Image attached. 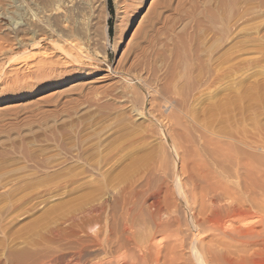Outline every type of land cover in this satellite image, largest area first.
<instances>
[{
  "label": "rangeland",
  "instance_id": "374dc122",
  "mask_svg": "<svg viewBox=\"0 0 264 264\" xmlns=\"http://www.w3.org/2000/svg\"><path fill=\"white\" fill-rule=\"evenodd\" d=\"M161 1L111 0V16L107 0H0V264H74L79 254L80 259L86 253L84 258L93 261L119 259L125 252L138 256L134 246L126 244L121 249V243L116 245L121 242L120 217L128 206L135 209L133 214L144 215V222H138V235L149 237L140 240L142 245L146 241L167 245L165 234L179 226L182 234L176 239L182 237L185 242L184 258L187 264H197L190 252L192 241L209 233L196 236L190 229L186 232L189 204L185 199H190L192 188L186 179H209V168L221 174L232 168L212 161V143L234 144L230 152H236L253 168L257 166L252 174L258 179L261 173L264 179V35H250L249 54L240 51L243 44L239 47L236 43L239 35L235 42L226 43L235 46L230 51L235 60L248 58L251 64L240 65L234 81L218 85L224 109L211 112L216 117L195 114L210 105L208 99L201 103L204 107L199 101L201 93L203 97L214 90L207 82L211 73L197 81L189 80L196 72L188 79L181 78V47L187 45L182 39H195V35L186 25L188 20L184 26L188 35L184 28V32L177 31L175 42L165 34L163 21L171 13L162 8L159 13ZM108 19L111 35L106 31ZM242 41L240 36L238 43ZM215 56H210L213 69L218 61ZM218 68L223 75L228 71L223 66ZM178 76L189 80L187 86ZM239 83L244 88L261 87L263 92L256 87L252 90L260 92L256 103L235 102ZM236 104L246 107L243 110L248 105L253 112L243 111ZM198 114L204 117L200 115L199 120ZM232 177L224 179H237ZM155 199L162 211L154 222L161 224V232L150 241L154 222L148 206ZM99 206L106 208L100 220H107L100 222L104 224L99 237L108 236L112 230L109 240L117 241L112 246L104 237L111 246L104 250L107 254L111 251L112 257L99 256L89 246L85 253L86 248L73 240L58 238V230L65 227L69 216Z\"/></svg>",
  "mask_w": 264,
  "mask_h": 264
},
{
  "label": "bare ground",
  "instance_id": "6f19581e",
  "mask_svg": "<svg viewBox=\"0 0 264 264\" xmlns=\"http://www.w3.org/2000/svg\"><path fill=\"white\" fill-rule=\"evenodd\" d=\"M161 8L163 9V11L171 13L170 16H168V17L166 16L164 18L163 24H164V30H165L164 33L165 34L167 33L170 37H172V39H174V41L178 39V38L177 39L174 38L176 36L175 35L176 32L179 30H182L184 28L185 21L188 20L192 23V24H190V22H188V23L186 22V25L189 24V27H190L189 30H191L190 32L195 35L194 36L195 39H192L191 36L190 37L186 36L185 38H183L184 40L181 38L182 43L183 44L186 43L187 45L185 44L186 46L184 45L185 46V47L183 46L184 48L181 47V51L183 53V58L181 57L182 58L181 60H183L182 61L183 63H180V64H182V66H183V68H182L183 69V75H181L182 73H180V72H182V70L179 71L178 73H180V75L182 77L178 76V78L184 77L185 79L186 78L188 79L189 75H193L196 72L197 74L195 73L196 75L193 76L194 78L189 79V80L190 81H192V80L197 81L199 77H202V75H204L206 73H208V74L211 73V75H209L207 77V78H210V80H208L207 82H211V84L209 83V85H212L214 87V90L206 93L205 95H203V97H202V93L200 94V92H199V94L201 96V100H202V101H199V103L200 104L204 103L203 100L208 99L209 101H211L209 103L210 105L207 104L209 106L208 107L206 105L205 108L208 107L207 109H205V108L202 110L200 109V111H194V113L195 114L196 113H202V114H205V116H206V114H208V115L211 114L214 118L215 115L212 114L213 111H214V114H216V111L218 112L219 109L223 108L222 105H220L223 101L220 103L221 91L219 90L220 87L218 85L221 86V83H225V82L228 83V82L234 81V72L238 69V67L240 65L241 66L244 65L246 67L249 64H251L249 61L250 59H248V58H245L241 62H239L238 60H235L232 57V56H234L232 54L233 52L232 53L230 52L232 49L231 46L232 47H235V46H233V43H232V45L229 47L228 45H226V43L227 42L230 43L233 40L235 42L236 37L239 35V37H237V38L240 39V36H241L242 40L244 39V42L242 41L241 43H238L239 39H238V42H236L237 44H239V47L243 44L240 48V51L243 50V52L245 54H249L251 52V45L252 44H249V40L251 38L250 35L253 34V32L255 34H259V35L263 34L264 35V0H162L160 3L159 13H160ZM155 14L158 15L157 10H156ZM158 17H160V16H158ZM258 19H259V21L261 20L260 23H259V21L257 22ZM255 20H256V23H259V24H255L253 22ZM251 22L254 23L255 25L251 24ZM186 29L184 31L187 34L189 31L187 32ZM106 31L108 32L107 26H106ZM184 31L182 30V32H184ZM192 37H193V35H192ZM166 40H167V38H166ZM236 43H234V44L237 46ZM176 44H181V43H176ZM208 44H210V45H208ZM223 44H225V47H223ZM170 45H171V42H170ZM207 45L211 46V47H206ZM176 46H178V45H176ZM258 48H260V47H258ZM176 49H178V48L176 47ZM236 49L237 48H235L234 50H236ZM179 50H180V48H179ZM181 51H180V53H181ZM180 53L179 54L177 53L179 57L181 56ZM173 54H175V53L173 52ZM213 54L218 55V56H215V57H218V61H217L216 66H215L216 69L215 68L213 69L209 65L210 61H212L210 59V56ZM246 57H247V55H246ZM167 58H169V57H167ZM165 59H166V57H165ZM175 61H176V59H175ZM171 63H169V64H171ZM221 66H223L222 69L228 70L227 73L224 75L220 74V72L217 71V68L218 67L221 68ZM225 66H226V68H224ZM219 68H218V70H219ZM171 70L173 71V69H171ZM177 75H179V74H177ZM168 77H169V75H168ZM174 77L177 79L176 75ZM181 78H179V80H180V82L183 81L182 85L187 86V81L189 82V80H183L184 78L183 79H181ZM202 80H203V78H202ZM184 81H186V82H184ZM178 83L179 82L177 81V84ZM184 83H186V84H184ZM198 85H200V84H198ZM254 85H255V83H254ZM165 86H167V85H165ZM240 86H241V84L239 83V89L236 90L235 97H234L236 100L235 102L236 103L238 102L239 104H242V103H245V104L247 103L248 105L254 104V102L257 101L258 98H260L259 97L260 92H258V90H260L261 92L264 91V90L262 91L260 89L261 87H259V88L256 87L257 85L254 86V87L258 88V90L255 88L257 90V92L256 91L253 92L254 91L253 85L252 86L246 85L245 88H244V86L243 87L242 86L240 87ZM258 86H261V85H258ZM175 87H176V85H175ZM181 88L182 87H180V90H181ZM185 88H184V90H186ZM168 91L171 92V89ZM179 94H177V95H179ZM262 94H263V97H262L263 99L261 101L263 102L264 92ZM227 98H229V97H227ZM233 100H231L232 103H233ZM259 101H260V99H259ZM179 103H183V101H181ZM230 104H231V102H230ZM245 104H243V106ZM201 105H203V104H201ZM248 105H245V106H247V110H249ZM233 106H235V104ZM237 106H239V105H237ZM203 107H204V105H203ZM203 107H201V108H203ZM253 107L254 106H252V108ZM244 108H246V107H243V109ZM238 110H240V109H238ZM247 110H243V111H247ZM154 111H157V110H154ZM229 111H230V109H229ZM254 111H255V109H254ZM148 113H149V110H148ZM151 113H153V111ZM177 113H176V115H177ZM240 113H242V112H240ZM246 114H248V113H246ZM246 114H244V115H246ZM148 115L151 116L150 113ZM200 115L198 114V116L196 115L197 117L196 116L195 117L196 118L201 117L202 115L201 116ZM176 117H178V116H176ZM202 117H204V115ZM213 120H215V119H213ZM198 126H200V125H198ZM178 127L180 128L181 126L178 125ZM231 127H229V128H231ZM179 128H177V130ZM232 129H231V131H232ZM148 130H146V132ZM154 132H155V130H154ZM174 132H172V133H174ZM153 134L155 135V133H153ZM183 134L185 135L186 133L184 132ZM228 134L229 133H227V135ZM182 137H183V135H182ZM179 139L177 137L178 141H179ZM213 140H214V138H213ZM207 143H210V142H207ZM228 143H230V142H228ZM212 144H214L212 153H210V155H212L211 156L212 161L214 160L217 164L227 163L228 165L232 166V168L226 166L230 169L225 170L224 172L221 171V172L225 173V174H221V173H218L216 170L212 171L213 169L211 170L208 167L209 168V171H208L209 179H186L187 181H189L192 184L191 197H190V199H185L186 204H189V206H188L189 209L187 208L189 211V214H188L189 219L187 222L189 227L186 226V227H188L186 232L192 230L194 233L195 232L197 233L196 236L202 235L204 233L205 234L209 233V236H210L209 241L208 240L206 241V239L209 236L201 237V238L195 237L196 239H194V241H192V243L195 242L194 243L195 245L193 244L192 247L190 246L191 247L190 252H192V255H193L192 259H194V261L197 264H264V179H261L262 174L260 173V178L258 177V179L257 178L255 179L256 175L254 176L252 174L255 172H252V171L254 170V168L256 169L257 166H255L253 168V165L243 161L244 159L240 158L236 152L235 153H233L234 151L230 152L232 148L234 149V147H236V146L233 147L234 144L231 143L230 145L229 144L224 145V144H226L224 141H223L222 145L219 142L217 143L218 144L217 145L216 141H215V143H212ZM219 144H220V146H219ZM211 145L208 144V146H210V147H211ZM223 145L226 147H223ZM171 146L173 148V143ZM207 149H205V151ZM252 158L254 159V156H252ZM249 161L252 162L251 159ZM255 161L256 160H254V162ZM257 161H260V160H258V158H257ZM203 162L204 161H201V163H203ZM257 164L260 165V162ZM201 166H202V164H201ZM260 167H261V165H260ZM181 169H183V168H181ZM256 171H257V169H256ZM227 173L233 177H236L237 179H229V178L224 179V177L226 178V177L230 176ZM203 174H204V171H203ZM258 174H257V176H258ZM251 175H253L254 178H249V177H251ZM199 176H200V174H199ZM186 178H188V177H186ZM239 178H241V179H239ZM122 201L124 202L125 200H122ZM125 203H126V201H125ZM131 203H132V201H131ZM157 204H158L157 199H155L148 206L149 210H150V212H148V213H149V216L151 217L153 222L155 219L158 218V216H161V215H159V213L162 210H161V207L158 206L159 204L158 205ZM101 206H99L98 208H95V207L89 208L88 207V209H86V207H85L84 209H86V210H81L78 214H74V215H71L69 217L67 216L68 218L66 220H64L65 221L64 223H66L65 227L62 230H60V229L58 230V238H60V239L61 238L62 239L67 238V239L73 240L74 243L76 242L75 244H78L83 249L89 246L92 248V251H93V249H94V252L96 251L97 255L98 254H99V256L104 255V257H105V254H107V252L104 250V247L107 246V248L110 249L111 246L109 247V245H106L108 243H106L107 240L104 239V237L105 238L107 237L109 240L108 236L112 230L110 228H108V230L109 229L111 230V231H108L109 232L108 236L103 237V235H101L103 238L99 237L100 233H101L100 230L102 228L101 224H104V223L100 224V222L104 219L103 218L100 220L101 212H103L102 210L104 209ZM103 207H105V206L103 205ZM132 209H134V208H131V206L126 207L124 212L122 213V217H120V219H121L120 221H121L122 225H120L121 231H119V233H120L119 236H121L120 237L121 240L119 237H118L119 240L118 239L117 240L121 241V242H119L118 244L116 243L117 241L113 243L112 239H111V240H109V243L112 242V244H110L112 246L113 245L115 246V243H116V245H120V243H121V245H120L121 249H123L122 247L125 248L126 244L134 246V248L137 249L139 252L138 256H135L134 254L128 255L124 251L125 254H124V252H123V254L125 256L123 255V257L119 258V259H109V258H106V259L101 258L100 259L99 258L97 260L94 259V261H93V260H88L87 257L84 258V256L87 255L86 252H88L87 251L88 248H86V250H85L86 254H84V255L82 254L83 256L81 255L82 257L80 259H79V256H80V254H79V256L77 257L78 259H75L76 262L74 261L75 262L74 264H187L188 263L187 262L188 259L186 260L184 258V253H183V250L185 247V242L182 239V237L180 238V240L176 239V236L180 237L179 235L182 234V231L180 230L179 226H177L176 230L173 229L174 230L173 232L169 231L165 234V242L164 243L167 242V245L163 244V246L160 247L159 246L160 244L159 245L149 244V241H146L144 243V245H142L140 243V240L145 239L146 237H149L148 234H147L148 236H146L145 238H140L141 236L139 237V235H138V229H137L138 222L144 218L143 217L141 219V216H144V215H139V213L136 212L140 217V218L139 217L137 218L135 215L136 213L135 214L132 213L133 212ZM104 210H106V208ZM141 214H142V212H141ZM104 215H105V213H104ZM101 218H102V216H101ZM158 219H160V218H158ZM251 219H254L253 222H250ZM172 220L174 222H178L177 218H175V217H174V219L172 217ZM105 221H107V220H105ZM142 221L144 222V220H142ZM148 221H149V219H148ZM114 224H115V222H114ZM153 226L154 227H153L152 232H149V233H151L149 240L150 239L153 240L152 238H154L155 235H157L159 232H161V230H160L161 224L159 222L158 223L154 222ZM165 227L167 228V225ZM169 229H170V227H169ZM116 230H119V229H116ZM147 230H148V228H147ZM139 231H141V230H139ZM105 232L107 233V230H105ZM143 232L144 231L142 230V233ZM145 234H146V232H145ZM145 234H144V236H145ZM172 237H173V240L174 239H176V240L175 241L170 240V238L172 239ZM104 240H106V242ZM113 241H114V239H113ZM169 242H173L171 244V246H168ZM152 243H154V242H152ZM79 246H78V248H79ZM107 248L105 247V249H107ZM130 250H132V249H130ZM80 251L84 253V250L82 251V249H81ZM109 252L111 253V251H109ZM110 253L107 255L110 256ZM89 254H90V252H89ZM92 254L93 253L91 252V255ZM110 257H112V256H110ZM115 258H117V257H115ZM189 262H190V260H189ZM39 264H41V263H39ZM47 264H49V262Z\"/></svg>",
  "mask_w": 264,
  "mask_h": 264
},
{
  "label": "trees",
  "instance_id": "16d2710c",
  "mask_svg": "<svg viewBox=\"0 0 264 264\" xmlns=\"http://www.w3.org/2000/svg\"><path fill=\"white\" fill-rule=\"evenodd\" d=\"M107 7H108V12L112 16L113 15V8H112V3L111 0H107ZM107 27H108V34L111 35V19H108L107 21Z\"/></svg>",
  "mask_w": 264,
  "mask_h": 264
}]
</instances>
